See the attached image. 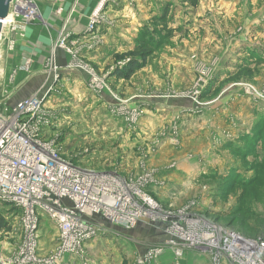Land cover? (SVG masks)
Instances as JSON below:
<instances>
[{
    "label": "rangeland",
    "instance_id": "obj_1",
    "mask_svg": "<svg viewBox=\"0 0 264 264\" xmlns=\"http://www.w3.org/2000/svg\"><path fill=\"white\" fill-rule=\"evenodd\" d=\"M156 1L147 24L162 29L154 19L168 9L176 33L143 70L129 81L112 78L129 62L117 57L136 46L135 38L124 50L105 49L102 63L83 65L97 79L94 84L84 70L83 96L54 89L47 105L60 115L48 136L57 137L63 153L91 168L145 179L159 218L131 231L106 229L83 256L60 264H182L180 250L211 254L192 237L201 239L212 227L245 233L264 228V0H200L195 7L190 0ZM21 34L4 33L2 65ZM147 100L158 111L170 105L174 112L164 117L153 111L149 120ZM3 215L12 231L0 238V260L22 241L13 230L16 215ZM41 220L34 256L48 260L58 229L46 215ZM177 222L192 237L181 238Z\"/></svg>",
    "mask_w": 264,
    "mask_h": 264
},
{
    "label": "built area",
    "instance_id": "obj_2",
    "mask_svg": "<svg viewBox=\"0 0 264 264\" xmlns=\"http://www.w3.org/2000/svg\"><path fill=\"white\" fill-rule=\"evenodd\" d=\"M37 18L38 6L34 2L12 0L7 17L1 21V39L6 31L16 29L24 38L26 27ZM103 23L101 12L89 19L87 32L93 40ZM69 39V35L62 34L57 45L72 53ZM14 50L15 43H11L10 51ZM29 65L30 61H27L20 68L27 72ZM54 69V78L58 82L59 71ZM87 73L93 83L97 82L91 71ZM54 89L51 86L46 92L15 104H10V90L0 89V205L18 211L13 230L18 231L22 239L9 257L0 260V264H60L67 256H83L85 248L106 229L131 231L142 223L155 222L159 218V205L146 193L145 179L126 178L116 172L88 167L77 157L65 155L57 137L48 136V130L60 117L47 105ZM43 215L50 218L59 235L57 246L48 260H38L34 256L40 246ZM178 224L181 226L175 231L181 238L192 237L185 232L183 222ZM192 239L209 250L215 264H224L225 260L229 264H264L262 238H247L212 227L208 235ZM180 251L177 252L179 257L183 254V250ZM160 252L158 248L152 254ZM137 264L146 263L139 260Z\"/></svg>",
    "mask_w": 264,
    "mask_h": 264
},
{
    "label": "crops",
    "instance_id": "obj_3",
    "mask_svg": "<svg viewBox=\"0 0 264 264\" xmlns=\"http://www.w3.org/2000/svg\"><path fill=\"white\" fill-rule=\"evenodd\" d=\"M35 1L38 6L37 20L26 27L24 38L17 42L14 51L9 50V56L7 60L5 58L3 65L0 61V89L10 90V104L44 93L51 86L55 91L61 89L62 96H83L87 91L83 65L86 62L102 63L105 49L114 52L132 47V40L148 23L154 13L153 8L157 6L156 0ZM98 12L104 15V23L99 26L97 37L93 40L87 32V25L91 16ZM62 34L69 35L68 45L72 53L57 45ZM89 46H92L91 50ZM27 61H30L29 70L22 71L20 67ZM54 68H58L59 78L61 77L58 83L54 78ZM147 101L144 107L146 113L150 111L149 120L153 111L164 117L174 112L170 105L158 111L157 103L154 105L152 100ZM168 252L175 259L174 251ZM180 262L215 264L212 254L195 251H184ZM224 264L229 263L225 260Z\"/></svg>",
    "mask_w": 264,
    "mask_h": 264
},
{
    "label": "trees",
    "instance_id": "obj_4",
    "mask_svg": "<svg viewBox=\"0 0 264 264\" xmlns=\"http://www.w3.org/2000/svg\"><path fill=\"white\" fill-rule=\"evenodd\" d=\"M190 1L192 2V6L195 7L200 0ZM168 12L169 10L167 9L166 12L162 14V16L158 17L157 19L155 17L154 19L157 21V23L162 25L163 30L152 29V25L148 24H145L142 27L140 34L136 37V46H134L132 50L125 53L123 56L117 57L118 62H124L128 59L129 62L124 66L117 67L112 75V78L124 81L131 80L132 77H134L138 72L147 66L150 58L155 54V52L162 48L163 43L165 41L168 42L169 39L173 37L176 32H173L168 25L170 20ZM4 212H9L13 215L18 214V211L15 208L11 207L8 209V205H2V210H0V238L3 236V234L11 233L12 231V225L9 224L8 219L4 217ZM233 230L247 238L257 239L261 235L262 237L259 238L264 239V228L260 230L258 228H254L253 230L249 229L251 231H249V233L235 229Z\"/></svg>",
    "mask_w": 264,
    "mask_h": 264
},
{
    "label": "water",
    "instance_id": "obj_5",
    "mask_svg": "<svg viewBox=\"0 0 264 264\" xmlns=\"http://www.w3.org/2000/svg\"><path fill=\"white\" fill-rule=\"evenodd\" d=\"M12 0H0V39L3 33V25L1 21L7 17Z\"/></svg>",
    "mask_w": 264,
    "mask_h": 264
},
{
    "label": "bare ground",
    "instance_id": "obj_6",
    "mask_svg": "<svg viewBox=\"0 0 264 264\" xmlns=\"http://www.w3.org/2000/svg\"><path fill=\"white\" fill-rule=\"evenodd\" d=\"M31 2H34L36 5H37V3H36V1L35 0H31ZM15 73V72H14ZM202 231V230H201ZM259 235V234H258Z\"/></svg>",
    "mask_w": 264,
    "mask_h": 264
}]
</instances>
